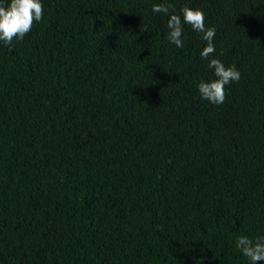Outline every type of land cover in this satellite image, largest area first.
I'll return each mask as SVG.
<instances>
[{
    "label": "trees",
    "instance_id": "1",
    "mask_svg": "<svg viewBox=\"0 0 264 264\" xmlns=\"http://www.w3.org/2000/svg\"><path fill=\"white\" fill-rule=\"evenodd\" d=\"M6 0H0L5 3ZM0 42V264H250L264 236V0H41ZM199 8L239 81L214 105ZM264 264V262H257Z\"/></svg>",
    "mask_w": 264,
    "mask_h": 264
},
{
    "label": "clouds",
    "instance_id": "2",
    "mask_svg": "<svg viewBox=\"0 0 264 264\" xmlns=\"http://www.w3.org/2000/svg\"><path fill=\"white\" fill-rule=\"evenodd\" d=\"M173 5L155 3L153 13L168 16V40L177 47H183V25L201 34L206 42L200 56L208 61V67L214 70V79L198 81L197 87L202 99L214 105L222 104L226 99V86L233 81H239L240 72L235 66H226L220 59L213 57L216 51L213 40L216 35L215 27L206 26L205 15L199 8L182 6L180 14H176ZM43 19V4L41 0H6L0 3V42L11 46L15 40H23L33 26ZM237 249L245 256L250 264L264 262V236L255 239L247 235H240L235 241Z\"/></svg>",
    "mask_w": 264,
    "mask_h": 264
}]
</instances>
